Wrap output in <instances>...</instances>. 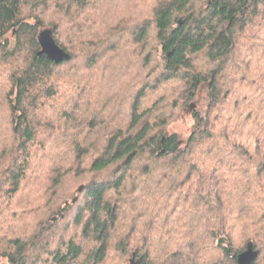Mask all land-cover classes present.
Here are the masks:
<instances>
[{"label":"trees","instance_id":"1","mask_svg":"<svg viewBox=\"0 0 264 264\" xmlns=\"http://www.w3.org/2000/svg\"><path fill=\"white\" fill-rule=\"evenodd\" d=\"M249 242L264 264V0H0V264Z\"/></svg>","mask_w":264,"mask_h":264},{"label":"rangeland","instance_id":"2","mask_svg":"<svg viewBox=\"0 0 264 264\" xmlns=\"http://www.w3.org/2000/svg\"><path fill=\"white\" fill-rule=\"evenodd\" d=\"M43 39V38H42ZM50 45V44H49ZM49 45L46 46V49L49 47ZM63 83H65V86L67 84H69V82H67L65 79L62 80ZM83 87V86H82ZM85 99L86 96L84 94H82V96L77 92L76 95L72 98L73 101H76L78 102L79 100H82V99ZM62 100H65V99H61L60 102L63 103L64 101ZM86 100V99H85ZM53 103V102H52ZM82 103V102H81ZM80 101H79V104H80V107L79 109H81V107H85L83 105H81ZM55 104V107L58 105V103L54 102ZM76 103H74L75 105ZM202 107V104L200 105V108ZM52 111V109H51ZM46 112H50L49 110H47ZM49 116V114H47ZM50 121H54L53 119H51V116L49 117ZM191 126H192V120H191V114H190V111H188L186 114L182 115L179 117V119L174 123L172 124V127H171V131L173 132H176L178 134H180L181 136H183V138H186L187 135L189 134L190 132V129H191ZM44 175L42 176H39L38 179H42ZM39 180H35L33 182H42V181H39ZM40 186V185H39ZM83 188V186H80ZM79 187V188H80ZM33 190V188H32ZM74 202H75V199H74Z\"/></svg>","mask_w":264,"mask_h":264},{"label":"water","instance_id":"3","mask_svg":"<svg viewBox=\"0 0 264 264\" xmlns=\"http://www.w3.org/2000/svg\"><path fill=\"white\" fill-rule=\"evenodd\" d=\"M46 52L48 57L55 62H58L65 57V54L52 44L49 45V47L46 49ZM82 189L83 188L80 187L78 191L81 192ZM256 257L257 253L254 251L252 243L249 242L246 250L237 256V264H251L256 259Z\"/></svg>","mask_w":264,"mask_h":264}]
</instances>
